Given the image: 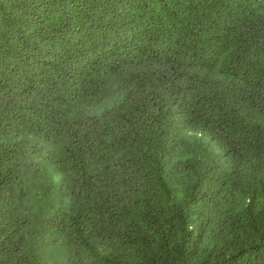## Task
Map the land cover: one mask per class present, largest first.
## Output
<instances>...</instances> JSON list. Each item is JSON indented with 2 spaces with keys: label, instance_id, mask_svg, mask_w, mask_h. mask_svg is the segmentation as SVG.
<instances>
[{
  "label": "trees",
  "instance_id": "obj_1",
  "mask_svg": "<svg viewBox=\"0 0 264 264\" xmlns=\"http://www.w3.org/2000/svg\"><path fill=\"white\" fill-rule=\"evenodd\" d=\"M0 264H264V0H0Z\"/></svg>",
  "mask_w": 264,
  "mask_h": 264
}]
</instances>
